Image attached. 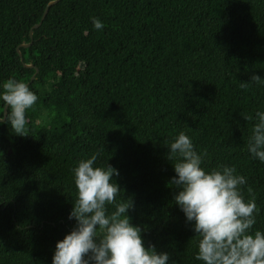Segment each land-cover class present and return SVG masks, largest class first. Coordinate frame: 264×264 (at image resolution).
Masks as SVG:
<instances>
[{"label":"trees","instance_id":"obj_1","mask_svg":"<svg viewBox=\"0 0 264 264\" xmlns=\"http://www.w3.org/2000/svg\"><path fill=\"white\" fill-rule=\"evenodd\" d=\"M49 1L0 0V82L39 69L27 135L0 124V264H51L75 225L71 169L92 154L118 169L116 199L133 201L146 246L170 264H202L170 183L164 142L179 131L203 167L246 177L252 230L264 231V163L247 151L254 121L243 117L264 110V87L248 83L264 78V0H59L31 38Z\"/></svg>","mask_w":264,"mask_h":264},{"label":"clouds","instance_id":"obj_2","mask_svg":"<svg viewBox=\"0 0 264 264\" xmlns=\"http://www.w3.org/2000/svg\"><path fill=\"white\" fill-rule=\"evenodd\" d=\"M92 27L102 30L103 22L91 17ZM264 87V78L253 74L250 82ZM38 100L37 94L23 81L8 78L0 82V124H6L18 136L27 135L26 113ZM246 148L252 159L264 163V110L254 116ZM167 159L175 175L171 178L177 192L173 199L195 233V260L202 264H264V231L252 230L258 208L255 196L241 192L246 177L234 166H202L198 153L184 131L164 142ZM97 155L77 161L71 169L75 199L68 219L73 229L55 244L51 264H170L166 251L145 244L143 229L131 222L128 211L133 201L116 199L120 191L113 179L118 169L96 165ZM115 181V182H113ZM112 206L114 210H109Z\"/></svg>","mask_w":264,"mask_h":264},{"label":"water","instance_id":"obj_3","mask_svg":"<svg viewBox=\"0 0 264 264\" xmlns=\"http://www.w3.org/2000/svg\"><path fill=\"white\" fill-rule=\"evenodd\" d=\"M58 1H59V0H50V1L47 3V5H46V7H45V10H44V13H43V15H42V17H41V20H40L38 23H36L35 25H33V27L30 29V36H31V38H32V36H33L34 28H37V27H39V26L41 25L42 21L44 20L45 16L47 15V13H48V11H49V7L52 6V5H54V4L57 3ZM31 43H32V39H31L30 42H23V43H21V45L18 46V49H17V50H18V52L20 53L21 57H22V54H21V52H20V50H19L20 46L28 47L29 45H31ZM24 65H25L26 67H34V65H33L32 63H25ZM38 71H39V69L36 68V71H35V73L32 75L30 81L26 83L27 85H28L31 81L34 80V78H35L36 74L38 73ZM10 152H11V149H10Z\"/></svg>","mask_w":264,"mask_h":264}]
</instances>
